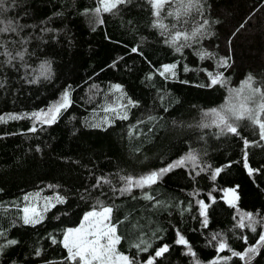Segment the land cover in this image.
Listing matches in <instances>:
<instances>
[{
    "label": "trees",
    "instance_id": "obj_1",
    "mask_svg": "<svg viewBox=\"0 0 264 264\" xmlns=\"http://www.w3.org/2000/svg\"><path fill=\"white\" fill-rule=\"evenodd\" d=\"M99 1L0 3V264H75L66 231L106 206L116 248L135 264L164 245L154 264H264V248L251 260L219 250L223 241L244 252L264 232V140L248 118L234 122L237 135L211 114L245 92L253 109L264 104V0H166L159 15L151 0L97 14ZM176 32L189 39L174 42ZM166 65L175 68L161 75ZM65 92L57 119L34 125L32 114ZM179 160L156 183L129 188L127 178ZM32 192L62 199L26 224ZM199 201L210 205L206 226ZM247 213L255 232L239 227Z\"/></svg>",
    "mask_w": 264,
    "mask_h": 264
},
{
    "label": "snow or ice",
    "instance_id": "obj_2",
    "mask_svg": "<svg viewBox=\"0 0 264 264\" xmlns=\"http://www.w3.org/2000/svg\"><path fill=\"white\" fill-rule=\"evenodd\" d=\"M123 2L124 0H100L102 7H98L95 11L97 14H99L101 11L111 12L113 9L117 8L120 3ZM0 3H2V0H0ZM161 3L162 0H155V6L157 8L161 6ZM157 15H159V12H157ZM100 22L102 23L103 21ZM181 38L185 41L189 39L186 33L176 32L173 36V41H179ZM179 50L180 49L178 47L177 51ZM132 51L136 52L138 51V49L133 48ZM224 64H227V60L224 61ZM173 68H175V65H166L164 66V71L160 74L164 75L165 72H170ZM209 75H211V73ZM250 80L251 77L249 78V81ZM219 82H221L219 77H213L211 80L212 85H215ZM245 85L250 87V83L248 81L245 82ZM114 87L119 89L120 86L115 85ZM253 91L256 92L259 90L256 89ZM69 103V94L65 92L64 96L62 97V101L59 104L53 106L52 108H49L46 113L42 111L41 113H33L32 116L37 120H41V118H43L42 123L50 124L57 119L61 109L67 108L69 106ZM246 103L247 101L238 105H230L227 110L222 109L220 112L213 110V114L216 116L215 123H217L218 126H223L222 131L226 130L229 133L238 135L239 133L237 127L233 126L234 122L244 118H248L252 120L256 125H258L260 129V138L261 140H264V120H262L257 115L258 111L264 112V104H260L257 109H251L245 106ZM10 118L17 119L20 117ZM2 119L3 118L0 117V120ZM34 130L35 129L33 128V131ZM244 145L245 148H247L249 145V141L245 139ZM188 159H192V157H188ZM184 162V160H179L174 164L160 169L158 172H152L147 176L140 177L138 180L127 178L129 188L132 186L143 187L145 185L156 183L160 176L169 172L172 168L182 165ZM244 166L247 168L250 175L259 171L258 169L251 168L247 164V152H245L244 155ZM221 171H223L222 168H217L212 178L215 179L216 175H218ZM129 188L122 189L121 191H128ZM235 192L236 190L234 188L226 190V197L229 193L232 194V199L228 200L229 204H232L233 200L236 199ZM25 199H27V197H25ZM199 204L201 215L204 217L203 224L206 226L208 224L207 209L210 205L205 203L204 201H199ZM23 211L26 214L24 216V222L26 224L39 222V220L33 219L32 217L27 215L30 211L29 208L25 207ZM31 212L33 216H35L34 208L31 209ZM111 212V208H104L101 212H88L83 217V222L79 227L70 228L66 231L63 244L68 251V260L75 262V264H135V261L133 259L122 253H118L116 250V245L119 243L120 237L116 235L115 225H111L109 222ZM245 216L248 221L247 225L245 224L244 219H241L239 227H249L252 232H255L256 221L253 219L252 214L247 213L245 214ZM213 239H216V237L213 236ZM244 240L247 243V237H244ZM9 243L15 244L16 241L12 240L9 241ZM176 243L187 245L188 241L182 235H180ZM137 247H139V245ZM261 248H264V232L259 235V239L256 241V243L254 245L248 246L244 252L233 251L226 242L221 241L219 243L220 251L227 249L231 252L232 256L239 257L242 260H244L245 258H247L248 260L253 259L255 255L259 254ZM168 250V245L160 247L155 251L154 256L148 259L147 264H154L155 259L162 256ZM189 251H191V249H189Z\"/></svg>",
    "mask_w": 264,
    "mask_h": 264
},
{
    "label": "rangeland",
    "instance_id": "obj_3",
    "mask_svg": "<svg viewBox=\"0 0 264 264\" xmlns=\"http://www.w3.org/2000/svg\"><path fill=\"white\" fill-rule=\"evenodd\" d=\"M152 1V6H153V9H154V13H157L159 11V8H157L155 6V0H151ZM166 0H162V3L161 5L165 2ZM183 4L185 3L184 0L181 1ZM99 7H102L100 1H99ZM64 96L61 95L56 101H54L50 106L38 111L37 113H41L42 111L43 112H47L49 108H52L53 106L59 104L61 101H62V97ZM250 100H255V95H251L247 92L244 93V96L241 98V100H229L224 106H222L221 108H216L214 110H216L217 112H220L222 109L223 110H227L229 108L230 105H238L240 103H243L245 101H247L246 103V107L248 108H251L253 109V105L250 103ZM211 114H213V111H211ZM215 116V115H214ZM216 117V116H215ZM42 119L41 120H37L35 117H33V124L35 125L36 123H42ZM228 189H233V188H228ZM236 193V192H235ZM62 199V197L58 194H53V195H48V196H45V195H42L40 194L39 192H32L31 194L27 195V201L23 207L22 210H24L25 207L29 208L30 211L27 215H29L30 217H32L33 219H36V220H39L41 221L43 219V217L45 216L46 212L57 202H59L60 200ZM224 199L226 200V202H228L229 199H232V194H228L227 197H226V191H225V197ZM35 209V216H33L32 212H31V209ZM104 208H111L110 206H106V207H103L101 209H92V210H89L88 212H91V211H96V212H101ZM86 212L84 214V216L88 213ZM25 212L23 211V219H24V216H25ZM83 216V217H84ZM111 216V214H110ZM42 217V219H41ZM83 222V218L80 222V224ZM110 222V221H109ZM80 224L74 228H77L80 226ZM111 224V222H110ZM112 225V224H111ZM70 229V228H69ZM64 240V237L62 239V242ZM117 250V248H116ZM118 253H121L117 250ZM125 255V254H124Z\"/></svg>",
    "mask_w": 264,
    "mask_h": 264
}]
</instances>
